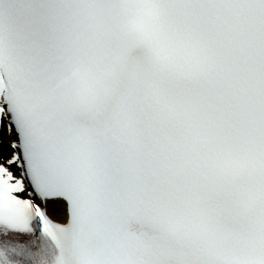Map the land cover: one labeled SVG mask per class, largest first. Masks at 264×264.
Segmentation results:
<instances>
[{
  "label": "snow or ice",
  "instance_id": "1",
  "mask_svg": "<svg viewBox=\"0 0 264 264\" xmlns=\"http://www.w3.org/2000/svg\"><path fill=\"white\" fill-rule=\"evenodd\" d=\"M0 264H264V0H0Z\"/></svg>",
  "mask_w": 264,
  "mask_h": 264
}]
</instances>
